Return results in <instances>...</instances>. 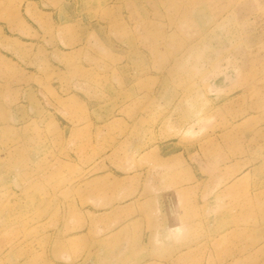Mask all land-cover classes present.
Masks as SVG:
<instances>
[{
    "label": "rangeland",
    "instance_id": "1",
    "mask_svg": "<svg viewBox=\"0 0 264 264\" xmlns=\"http://www.w3.org/2000/svg\"><path fill=\"white\" fill-rule=\"evenodd\" d=\"M0 264H264V0H0Z\"/></svg>",
    "mask_w": 264,
    "mask_h": 264
},
{
    "label": "bare ground",
    "instance_id": "2",
    "mask_svg": "<svg viewBox=\"0 0 264 264\" xmlns=\"http://www.w3.org/2000/svg\"><path fill=\"white\" fill-rule=\"evenodd\" d=\"M249 218L252 220L251 217H249ZM244 220H249V219H248V218H245ZM235 232H236V230L229 229V230H227L226 232H224V234H222V237L230 236V235L234 234ZM249 238H250V240H252L253 236H251V237H249ZM70 243H71V242H70ZM70 243H69V244H70ZM254 248L256 249L257 247L254 246ZM78 250H80V249L76 248L75 250H73V254H74V255L78 254ZM80 252H81V251H80Z\"/></svg>",
    "mask_w": 264,
    "mask_h": 264
}]
</instances>
